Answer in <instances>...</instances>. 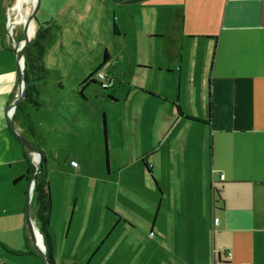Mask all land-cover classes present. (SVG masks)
Instances as JSON below:
<instances>
[{
    "label": "rangeland",
    "instance_id": "374dc122",
    "mask_svg": "<svg viewBox=\"0 0 264 264\" xmlns=\"http://www.w3.org/2000/svg\"><path fill=\"white\" fill-rule=\"evenodd\" d=\"M39 3L35 17L42 19L45 14L40 10V5L43 8L46 3L49 9V13H46L51 25L45 33L42 60L52 75L46 81L37 83V92L32 94L41 106L34 107L22 101L17 119L27 129L34 127L48 161L51 202L48 231L56 246V264H178V252L184 249L186 236L189 238L186 239L187 249H191L190 243L195 247L191 234L199 214L203 231L211 233L212 192L203 180V204H161L159 208L160 204L157 203H140L147 200V189L143 185L145 180L151 181L155 187L151 198L160 194L147 169L149 165L146 159L135 155L138 141L142 148L149 147L150 141L151 132L146 133L144 128L145 112L151 104L143 92L152 90L153 83L159 80L156 75L144 71L146 66L143 64L150 59L166 60L168 53L173 56L179 50L176 42L183 40L184 36L183 66L193 78L187 86L185 80L181 81L178 106L184 114L191 115L186 118L192 120L183 118L182 123L172 127L169 133L170 138L181 140L188 136L198 137L201 144L209 136L210 128L194 123L192 116L204 113L203 106L198 104L204 94L203 85L200 84L201 62L205 58L208 60V56L212 57L214 50L213 40L209 38L211 34L208 33L215 28L216 22L209 16L210 11H204L208 0H205L202 12L193 6L197 1L185 2L184 13L190 8L189 14L186 12L184 16L185 20L179 16V12L168 10L162 19L158 14L149 13L150 7L146 3L113 4L107 0V6L96 0H40ZM16 11L18 8L13 12ZM114 22L120 31L119 36H114L112 32ZM166 24L173 27L170 32H166ZM23 25L24 22L20 21L15 28L12 27L15 42L27 38ZM32 28L35 36L38 25L34 22ZM6 31L5 25L2 35L9 42ZM151 31H159L164 36L152 40L154 35L150 34ZM9 44L12 48L11 42ZM22 55L24 57V52ZM105 55L112 67L117 68V73L112 77L98 72L104 75V79L99 81L97 75L94 78L109 87L104 93L118 91L127 101L123 103L122 100L115 111L106 97H98L103 92L99 84L90 83L85 88L89 100L85 115L80 120V114L74 117V113H70L74 119L78 117L77 120H80L76 124L74 119H70L66 107L76 101L73 97L80 100L79 94L71 92L79 86H69L88 77L93 69L98 68ZM178 66L171 67L176 72ZM206 99L205 94L204 103ZM144 102L148 105H144ZM78 107L70 110L78 111ZM131 108H142L140 112H144V121L137 125L140 130L129 124L124 127L120 119L125 109L130 114ZM104 109L107 112L109 137L104 129ZM118 110L121 111L120 116L114 113ZM205 110L208 113V107L205 106ZM151 114L155 115L156 112ZM25 136L31 144L35 143L34 136ZM160 147L157 142L153 144L154 149ZM130 148L132 153H124ZM116 149L119 155L115 156ZM31 160L34 164L32 155ZM71 161L76 163V167H72ZM24 168V164L20 165V170ZM23 184L26 186L25 182ZM207 194L209 201L204 204ZM215 208V212H218V204H215ZM183 209L193 210L194 215L183 217ZM157 213L159 217L153 225ZM27 232L29 243L38 253L28 228ZM41 262L44 264L43 260Z\"/></svg>",
    "mask_w": 264,
    "mask_h": 264
},
{
    "label": "crops",
    "instance_id": "0c3cea01",
    "mask_svg": "<svg viewBox=\"0 0 264 264\" xmlns=\"http://www.w3.org/2000/svg\"><path fill=\"white\" fill-rule=\"evenodd\" d=\"M13 1L0 0V264H43L40 253L32 248L27 237L24 210L30 182L17 181L26 172L23 156L27 155V152L11 133L9 123L27 141L30 142L25 135L34 136L33 145L41 142L33 126H31L33 133H30L26 125L17 119L20 103L14 111L9 112L10 115L6 114L19 93L15 55L10 47V41H5L2 35L4 26L8 27L9 24V8ZM96 1L107 6L106 0ZM107 1L113 4L146 3L150 7L149 13L158 14L162 19L168 10L179 12V16L184 20L186 12L189 14L190 9H186L184 13L185 2L197 1L193 6L201 12L205 2V0ZM39 8L45 14L42 19L35 17L34 22L40 29L44 26L48 28L51 22L48 21L49 16L46 13H49L47 4L45 3L43 8L40 5ZM13 11L15 8L11 9L10 15ZM204 11H210L209 16L216 22L215 28L208 33L211 34L209 38L213 40L214 50L211 53L212 57L208 56V60L205 58L201 62L200 84L203 85L204 94L202 92L203 98L198 104L203 106L204 113L192 118L195 120L194 123L209 127L210 134L203 139L202 148L198 137L188 136L183 140L177 137L170 138L171 128L179 126L183 118L187 121L192 120L186 118L191 115L184 114L179 108L181 81L185 80L187 86L193 78L183 66L185 58L182 51L185 41L182 36L183 40L176 42L179 50L174 52L173 56L168 53L166 60L150 59L143 64L146 68L140 67L148 71V74L156 75L159 80L153 83L152 90L146 89V92H143L151 104L145 112L144 128L146 133L151 132L150 141L149 147L146 148H142L138 141L135 155L137 158L146 159L152 179L160 192L151 198V193H155V187L151 181L145 180L143 185L147 189L145 194L147 200L140 203H157L160 204L159 208L161 204H203L202 184L206 181L207 188L212 192L210 202L213 204L212 223L209 227L211 233L203 231L199 214L191 234L195 247L193 248L190 243L191 249H187L186 239L189 238L186 236L184 249L178 252L177 263L264 264V0H208ZM171 28L173 27L166 24V32H170ZM200 28L199 25L198 29ZM150 34L154 35L151 37L152 40L164 36L159 31H151ZM119 35L118 29V34L114 36ZM177 64L179 66L175 72L171 66ZM93 70L89 75L94 72H105L107 76L113 77L117 73V68L112 67L108 57ZM81 80L70 84L69 87L79 86L85 79ZM85 88L73 89L76 92H71L74 95L79 94L80 100L73 97L76 101L66 107L69 116L73 113L74 117L80 114V120L87 111L89 101ZM205 94L207 99L204 103ZM106 95L112 97V99L106 97V100L113 105L115 111L122 100L123 103L127 101L126 97L122 99V95L114 90L108 93L100 92L98 97ZM146 104L144 102V105ZM205 106L208 107V113ZM76 107L80 110H70ZM141 109L131 108L130 114L125 109L122 116L119 110L114 113L120 116L124 127L129 124L136 128L144 121V112H140ZM155 112V115L151 114ZM102 113L105 132L109 137L107 112L104 109ZM74 117L71 116L70 119L73 120ZM77 118L73 121L79 124L80 120ZM137 129L140 130L139 127ZM156 142L161 145L158 150L153 148ZM117 150L114 151L115 156L119 155ZM128 152L132 153V149H126L124 153ZM152 155L154 156L149 158ZM28 156L31 157L29 152ZM22 164L25 165L24 170H20ZM208 201L207 194L204 204ZM215 204H218V212H215ZM29 214L36 223L33 192L29 202ZM182 215L187 217L194 213L191 209L188 211L183 209ZM158 217L159 213L156 214L153 225L156 224ZM215 218L218 219L216 225ZM50 237L56 264V246L51 234Z\"/></svg>",
    "mask_w": 264,
    "mask_h": 264
},
{
    "label": "trees",
    "instance_id": "16d2710c",
    "mask_svg": "<svg viewBox=\"0 0 264 264\" xmlns=\"http://www.w3.org/2000/svg\"><path fill=\"white\" fill-rule=\"evenodd\" d=\"M47 31H48V28L40 29L38 27L35 33L34 41L32 43H29L24 48V60L26 64L25 77L28 82L27 92H26L24 101H27L30 105L34 107L41 106V104L35 101V99H33L32 97V94L37 92L36 90L37 83H42L46 81L52 75L46 70L44 62L42 60L43 54H44V39L46 38L45 33ZM112 32L114 33V35L118 34V28L115 23L113 24ZM105 58H107L106 55H105ZM96 73L98 72H94L90 74L88 77H86L85 80H83V82L79 85V87L83 88V87H87L90 83H93V84L98 83L99 86L101 87V90L103 91L101 93H104V91H106L108 87L106 88L102 87L101 84L98 82V80H95L94 76L96 75ZM33 82H35L34 85H33ZM105 97L112 99V97L108 95H106ZM26 118L29 119V116H26ZM28 130L33 133L31 126H29ZM35 146L39 148V150L42 149L40 143H38ZM41 152L43 154V157H42L43 167H42L41 173L37 175L36 177L35 186L33 189L34 214H35L36 225L40 233L43 236V242L46 248L47 259L50 264H55L53 246H52L51 237L48 231L49 223H50L49 216H50V210H51V202H50L49 187H48L49 183L47 180V160H46V157L44 156L43 150H41ZM23 157H24L23 159L26 164V172L17 181L26 180L29 183L36 169L31 162V157L28 156V152H27V155L25 154ZM147 169L149 171L148 167Z\"/></svg>",
    "mask_w": 264,
    "mask_h": 264
},
{
    "label": "water",
    "instance_id": "95a60500",
    "mask_svg": "<svg viewBox=\"0 0 264 264\" xmlns=\"http://www.w3.org/2000/svg\"><path fill=\"white\" fill-rule=\"evenodd\" d=\"M38 2L39 0H35L33 7L31 9V12L29 14L28 17V24H27V38L23 41L20 42H15L9 35L8 30H9V24L7 27V32H6V36L8 38V40L11 42L12 44V51L15 55V61H16V73H17V80H18V84H19V93L17 98L14 100L13 103H11V105L8 107L7 109V113H9L10 110H15L17 105L19 103H21L22 101L25 100V96H26V92H27V87H28V82L27 79L25 77V60L24 57L22 55V53L24 52V48L29 44L32 43L34 41L35 36L33 34H31L30 31V26H31V22L35 20V15L37 12V7H38ZM22 52V53H21ZM9 127H10V131L13 134V136L15 137V139L22 145L24 146L26 149H28L32 155H33V159L36 163V165L34 166L36 171L29 183V188H28V192H27V198H26V205H25V210H24V214H25V223L26 226L30 232V236L32 239L33 244H35L39 250L40 253V257L42 258V260L44 261L45 264H50L47 256H46V248L43 242V236L40 233L36 223L33 221V219L30 217L29 214V202H30V197L32 195L33 192V183H35L36 181V177L37 175H39L42 171V157L43 154L41 152V150L37 149L33 144H31L29 141H27L23 136H21L12 126L11 123H9ZM38 158V160H37ZM32 184V186H31ZM34 229H36V234Z\"/></svg>",
    "mask_w": 264,
    "mask_h": 264
},
{
    "label": "bare ground",
    "instance_id": "6f19581e",
    "mask_svg": "<svg viewBox=\"0 0 264 264\" xmlns=\"http://www.w3.org/2000/svg\"><path fill=\"white\" fill-rule=\"evenodd\" d=\"M22 1L23 0H15L14 4L12 6H10V8H9V30H8V33H9V35H10V37L12 39L14 38L13 37V31H12L13 28L12 27L17 25L20 21L24 22L23 31L25 33L27 32L28 17H29V14L31 12V5H33L34 2H35V0H25L24 3H23L24 4L23 8L20 11L18 10L16 12H13L10 15L11 9L20 8ZM33 23L34 22L32 21L31 22V26H30L31 34L34 33V29L32 28ZM37 160H38V158H37ZM34 231H35V234H36V229H34Z\"/></svg>",
    "mask_w": 264,
    "mask_h": 264
},
{
    "label": "built area",
    "instance_id": "2783aa9c",
    "mask_svg": "<svg viewBox=\"0 0 264 264\" xmlns=\"http://www.w3.org/2000/svg\"><path fill=\"white\" fill-rule=\"evenodd\" d=\"M96 75H97L96 78H98L99 81H101L102 79H104V75H103V74H101V73H96ZM101 86L104 87V88L107 87L105 84H101ZM10 111H12V110H10ZM10 111H9V112H10ZM9 115H10V113H9ZM71 165H72V167H76V163H75V162H72ZM31 186H32V184H31ZM217 223H218V219L215 218V219H214V224L216 225ZM242 264H247V263H242Z\"/></svg>",
    "mask_w": 264,
    "mask_h": 264
},
{
    "label": "flooded vegetation",
    "instance_id": "af4514ba",
    "mask_svg": "<svg viewBox=\"0 0 264 264\" xmlns=\"http://www.w3.org/2000/svg\"><path fill=\"white\" fill-rule=\"evenodd\" d=\"M30 133H32V132H30ZM35 146V145H34ZM36 147V146H35ZM25 148V147H24ZM37 148V147H36ZM26 149V148H25ZM37 149H39V148H37ZM42 150V149H41ZM26 151L27 152H29L31 155H32V153L28 150V149H26ZM32 159H33V155H32ZM34 160V159H33ZM35 163V162H34ZM36 164H34L33 166H35ZM34 186H35V183H33V189H34ZM39 251V250H38ZM45 264V263H44Z\"/></svg>",
    "mask_w": 264,
    "mask_h": 264
}]
</instances>
